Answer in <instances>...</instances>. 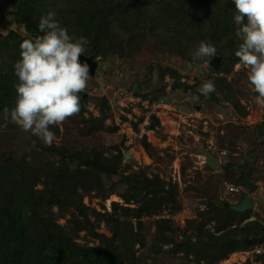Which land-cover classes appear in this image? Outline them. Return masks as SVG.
Returning <instances> with one entry per match:
<instances>
[{
	"label": "rangeland",
	"instance_id": "374dc122",
	"mask_svg": "<svg viewBox=\"0 0 264 264\" xmlns=\"http://www.w3.org/2000/svg\"><path fill=\"white\" fill-rule=\"evenodd\" d=\"M202 1L205 14L208 15L211 13L212 1ZM228 1L235 6L233 0H218L217 3L225 5ZM53 4L54 1L51 0L38 5L39 12L46 15L52 11L57 15ZM19 5V0H0L2 38L11 32L31 38L14 15ZM76 5L77 3L74 4L73 10ZM187 6L195 10L203 8L202 5L194 3ZM200 9L197 11H201ZM202 11L195 16L200 17ZM117 22L120 23V19ZM133 25V22H130L128 32L123 33L121 37L123 44L118 56L109 52L102 56L92 55L97 67L87 90L81 93L87 101L85 110L81 116L75 115L51 128L56 134L53 144L62 146L71 153H84L95 149L108 159L122 155L116 175H101L106 197L95 191L82 196V203L88 210L90 220L95 222L96 231L107 236H110V233L102 214L111 213L112 203L118 204L119 208H135L134 204L127 205L121 198L127 190V186L123 185L124 176L138 171L148 177L157 174L165 182L175 185L178 190L175 200L180 204L178 211L171 213L173 207L169 205L160 210L158 216L144 215L139 219L140 227L130 211L126 212V215L121 209H117L116 215L121 220L132 222L140 234L137 241L139 243L134 245L135 261L132 264H195L192 255L186 257L182 253L170 254V245H164L161 251L152 247L155 223L161 218L170 219L172 227L179 230L175 240L189 236L192 242H196L197 236H204V231L219 236L255 218L264 225V124L259 125L263 120L264 111L248 84L247 69L243 66L237 68L238 62L229 69L228 75L221 72L212 76L215 80L226 75L227 80V85L218 83L220 88L215 85L216 90L212 94L217 102L205 97L194 99V96L199 95L191 93V90L197 91L202 83L208 80L207 67L192 68L191 57L188 58L186 51L171 50L175 35L165 36L166 30L157 31L158 34L154 35L148 32L137 35L134 31L132 34ZM230 31L227 35H222L220 43L222 46L230 44L228 49L238 44L235 27ZM73 34L74 38L81 37L79 31H74ZM196 46L197 44L193 49ZM104 47L108 48L107 44H104ZM224 52L226 54H222L227 61L229 52ZM160 68L165 70L162 76L158 73ZM176 82L184 87H177L174 85ZM185 87L189 89L186 90ZM220 108L223 109L222 121L217 116ZM228 109L231 110L232 116L228 114ZM93 118L99 121L104 118L103 127L100 131L86 133V126L90 123L85 120L91 121ZM144 142L151 146V154L144 149ZM42 146L49 145L30 132L21 131L17 125L10 122V118L5 119L4 112L0 113V164H3L5 154L24 162L27 166L37 165L44 161ZM199 148L212 152L221 160L219 171L203 168L204 158L196 153ZM125 154L129 155L128 159ZM244 156L248 162L239 163L240 158L243 159ZM232 166H239L240 171H246L250 167V181L257 185L253 194L259 206L252 209L238 226L236 224L240 221L239 217L228 216L234 220L228 225L225 210L217 209L221 202L229 204L240 197L237 193L229 192L234 180ZM43 186L39 183L35 188L41 190ZM92 210L100 216L92 215ZM52 211L57 213L58 209L54 206ZM73 214L72 210L66 211L63 217L56 220L68 232L73 230V226L68 222L72 220ZM74 240L80 245L98 244L85 230L79 231ZM253 248L235 251L226 259L214 264H239L236 260L242 259L241 254L250 252L245 256L248 259L242 264H264V261L252 255Z\"/></svg>",
	"mask_w": 264,
	"mask_h": 264
},
{
	"label": "trees",
	"instance_id": "16d2710c",
	"mask_svg": "<svg viewBox=\"0 0 264 264\" xmlns=\"http://www.w3.org/2000/svg\"><path fill=\"white\" fill-rule=\"evenodd\" d=\"M49 1L51 0H19L18 11L14 15L31 38L42 35L38 28V18L42 15L38 5ZM53 1L55 8L52 7L57 11L56 18L67 28L69 35L74 36V31H79L81 36L88 39L84 54L86 56H102L105 52L118 56L123 44L121 37L128 32L129 23L133 22L132 34L148 32L154 35L158 34L157 31L166 30L165 36L175 35L171 50L186 51L188 58L190 51L200 41L214 45L217 49L216 56L221 58V62L215 69L208 61V80H213L212 76L221 72L228 75L229 69L238 62L234 54L237 45L229 49L227 47L230 44L220 45L222 35H227L235 27V6L229 1L221 5L217 3L218 0H211V13L208 15L205 14L202 0ZM75 3L77 5L73 10ZM190 3L202 5L203 8L192 9L187 6ZM199 9L203 11L200 17H196L201 12L197 11ZM118 19L120 23L117 22ZM24 39L28 38L14 32L7 37H0V113L5 107L11 109L15 103L14 84L18 80L13 66L20 59V44ZM224 50L229 52L227 61L222 54L225 53ZM164 71L160 68L158 73L162 76ZM226 75L214 80L217 88L222 84L227 85ZM219 82L221 85H218ZM174 85L184 87L178 82ZM191 93L204 97L196 90H191ZM79 95L81 110L77 116H81L87 102L81 93ZM208 100L217 102L213 94ZM102 119H86L90 123L86 126V133L100 131L103 127ZM42 147L44 161L37 165L27 166L5 154L3 164H0V264H132L135 261L134 245L139 243L137 241L140 234L132 222L121 220L116 215L117 209L125 214L130 211L137 220L138 227L141 226L139 219L144 215L158 216L159 211L169 205L173 207L171 213L180 209V204L175 200L178 194L175 185L165 182L157 174L148 177L143 172H134L123 177V185L127 186V190L121 198L127 205L134 204L135 208H119L118 204L112 203L111 213L102 214L110 236L99 233L82 203V196L95 191L106 197L101 175H116L122 155L108 159L95 149L71 153L55 144ZM143 147L150 153L151 146L148 143L144 142ZM39 183L44 185L41 190L35 188ZM54 206L58 209L57 213L52 211ZM217 209L225 210L228 225L234 222L232 217H239L237 226L252 210L237 213L230 210L225 202H221ZM71 210L74 214L68 222L73 230L68 232L56 220ZM93 214L100 216L94 210ZM262 229L264 225L255 218L219 236L204 231V236L195 238L196 242H192L189 236L176 241L179 230L172 227L170 219L161 218L155 223L152 247L161 251L164 245H170L169 253L172 255H192L195 264H214L235 251H247L257 246L246 241L260 236ZM81 230L96 239L98 244L88 246L76 243L74 238ZM254 257L264 261V254Z\"/></svg>",
	"mask_w": 264,
	"mask_h": 264
},
{
	"label": "clouds",
	"instance_id": "9594fccd",
	"mask_svg": "<svg viewBox=\"0 0 264 264\" xmlns=\"http://www.w3.org/2000/svg\"><path fill=\"white\" fill-rule=\"evenodd\" d=\"M233 2L238 41L236 67L247 69V81L256 101L264 105V0ZM38 28L42 35L24 39L20 44V59L13 66L18 80L14 84L15 103L3 112L5 119L10 118L21 131L51 145L56 139L51 128L81 110L79 94L87 90L91 76L89 64L82 63L80 57L89 41L69 35L52 11L40 17ZM216 53L214 45L200 41L189 53L190 67L206 68ZM215 90L214 80H206L197 92L207 99ZM194 99L199 100V96Z\"/></svg>",
	"mask_w": 264,
	"mask_h": 264
},
{
	"label": "water",
	"instance_id": "95a60500",
	"mask_svg": "<svg viewBox=\"0 0 264 264\" xmlns=\"http://www.w3.org/2000/svg\"><path fill=\"white\" fill-rule=\"evenodd\" d=\"M0 37H1V32H0ZM80 61L82 63L86 62L89 64L90 76L92 77L94 75V72H95L96 67H97V63L94 60L93 56L92 55H90V56L81 55ZM220 62H221V58L218 56H215V57L210 59L209 64L211 67L216 69L219 67ZM263 120H264V117H263ZM197 153L204 158L203 163L209 169H212V170H218L219 169L220 160L212 152H210L206 149H198ZM125 158L128 159L129 155L125 154ZM249 171H250V168H248V170H246V171L241 172L240 175L238 176V178L234 181V183L236 185H240V186L244 187L249 192H253L255 190L256 186L254 183H252L250 181ZM226 205L228 206V208L230 210L237 212V213H241V214L246 212V211H249L253 208V204L250 201V199L246 193H243L241 195V200L238 203H236V204L226 203ZM246 242H248L250 244L253 243L256 245H260V244L264 243V229H262L260 236L252 237Z\"/></svg>",
	"mask_w": 264,
	"mask_h": 264
},
{
	"label": "crops",
	"instance_id": "0c3cea01",
	"mask_svg": "<svg viewBox=\"0 0 264 264\" xmlns=\"http://www.w3.org/2000/svg\"><path fill=\"white\" fill-rule=\"evenodd\" d=\"M256 96V95H255ZM262 106V110L264 111V105H261ZM221 110H223L222 108H220V110L218 111V113H217V116H218V119H221V121H222V118H223V115H222V113H221ZM229 111H228V114H230L231 116H232V113H231V110L230 109H228ZM226 111V110H225ZM200 114L201 115H203V113H201L200 112ZM224 114L225 115H228L227 114V112H224ZM263 117H264V113H263ZM233 118V117H232ZM234 119V118H233ZM262 122H264V120H262ZM262 122H261V124H262ZM261 124H259V125H261ZM217 125H219V124H217ZM221 133H223V132H221ZM211 138L213 139V140H215V138L213 137V135H211ZM216 141V140H215ZM238 146H236V148H237ZM199 149H203V148H199ZM198 150V149H197ZM196 153H197V151H196ZM198 154V153H197ZM199 155V154H198ZM201 156V155H200ZM262 159H263V156H262ZM204 160V159H203ZM220 160V159H219ZM221 161V160H220ZM244 161H246V162H248V159H247V157L246 156H244L243 157V159L242 158H240V161H239V163H243ZM204 164V163H203ZM233 168V174H234V180L232 181L233 182V185H236L235 183H234V181L238 178V176L240 175V173L241 172H243V171H240L241 169H239V166H232ZM203 168H208L207 166H205V164H204V167ZM220 168H221V162H220V166H219V169L217 170V171H219L220 170ZM250 168V167H249ZM247 170H248V168H247ZM217 171H215V172H217ZM250 172H251V169H250V171H249V178H250ZM251 180V179H250ZM252 182V181H251ZM236 186H240V185H236ZM256 186V188H255V190L253 191V192H249L247 189H245L244 187H242V186H240L241 187V191L239 192V193H237L240 197H239V199L238 200H234V201H232V202H230L229 204H236V203H238L240 200H241V195L243 194V193H246L247 195H248V197H249V199H250V201L252 202V204H253V208L252 209H254L255 207H257V206H259L258 204H257V202H256V198H255V196H254V192L256 191V189H257V185H255ZM230 193H233V192H230ZM226 203V202H225ZM251 253V252H250ZM250 253H239V254H241V257L240 258H242V259H238V260H236L237 261V263H239V264H242L246 259H248L247 257H245L246 255H248V254H250ZM253 255V254H252ZM252 262V261H251ZM253 264H261L260 262H255V263H253Z\"/></svg>",
	"mask_w": 264,
	"mask_h": 264
},
{
	"label": "built area",
	"instance_id": "2783aa9c",
	"mask_svg": "<svg viewBox=\"0 0 264 264\" xmlns=\"http://www.w3.org/2000/svg\"><path fill=\"white\" fill-rule=\"evenodd\" d=\"M262 156H263V159H264V145H263ZM240 191H241V187H240V186L233 185V186H231V187L229 188V192L239 193ZM252 254H253V255L264 254V243L255 246V247L252 249Z\"/></svg>",
	"mask_w": 264,
	"mask_h": 264
}]
</instances>
